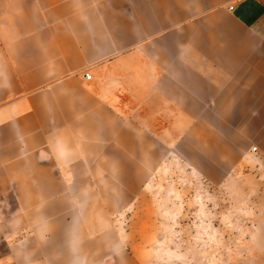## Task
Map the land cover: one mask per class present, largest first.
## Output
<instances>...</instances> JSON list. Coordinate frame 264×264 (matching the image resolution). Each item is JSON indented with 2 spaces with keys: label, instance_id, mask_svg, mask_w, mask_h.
I'll return each mask as SVG.
<instances>
[{
  "label": "crops",
  "instance_id": "1",
  "mask_svg": "<svg viewBox=\"0 0 264 264\" xmlns=\"http://www.w3.org/2000/svg\"><path fill=\"white\" fill-rule=\"evenodd\" d=\"M0 39V264H138L114 224L170 154L264 156V0H0Z\"/></svg>",
  "mask_w": 264,
  "mask_h": 264
},
{
  "label": "rangeland",
  "instance_id": "2",
  "mask_svg": "<svg viewBox=\"0 0 264 264\" xmlns=\"http://www.w3.org/2000/svg\"><path fill=\"white\" fill-rule=\"evenodd\" d=\"M114 226L138 264H264V156L215 184L170 154Z\"/></svg>",
  "mask_w": 264,
  "mask_h": 264
},
{
  "label": "built area",
  "instance_id": "3",
  "mask_svg": "<svg viewBox=\"0 0 264 264\" xmlns=\"http://www.w3.org/2000/svg\"><path fill=\"white\" fill-rule=\"evenodd\" d=\"M0 45H1V39H0ZM84 77L86 79H90L91 78V75L90 74H84ZM255 150H256V147L253 148V151H255Z\"/></svg>",
  "mask_w": 264,
  "mask_h": 264
}]
</instances>
